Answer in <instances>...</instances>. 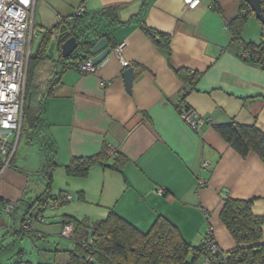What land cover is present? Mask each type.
Returning <instances> with one entry per match:
<instances>
[{
    "label": "crops",
    "instance_id": "1",
    "mask_svg": "<svg viewBox=\"0 0 264 264\" xmlns=\"http://www.w3.org/2000/svg\"><path fill=\"white\" fill-rule=\"evenodd\" d=\"M80 6L91 14L111 8L108 18L94 23L107 33L112 53L96 72L71 67L53 79L52 87L44 86L40 121L26 133L31 161L19 150L20 137L10 166L0 176V245L24 235L17 229L45 190L42 172L53 160L59 165L53 172L59 187L52 186L59 193L53 195L72 197L52 214L43 211L55 217L59 229L54 233L61 235L62 214L94 222L114 210L141 231L164 216L192 245H201L212 228L218 246L233 250L236 242L220 218L223 190H228L227 197L253 200L254 214L264 216V161L253 152L242 156L213 126L235 120L264 132V64L241 56L236 28L230 25L237 15L247 13L241 0H201L195 8L184 0H37L34 24L37 30L55 31L59 18L74 16ZM252 20L261 23L248 14L238 27L241 40L260 43L257 37L244 39ZM142 24L170 36V58ZM121 44L123 59L130 63L126 67L114 52ZM129 67L134 68L131 92L123 76ZM179 69L200 75L194 86L177 73ZM183 106L213 124L193 130L180 114ZM110 146L124 159L120 170L96 165L86 177L66 174L64 166L72 158L94 156ZM203 162L208 165L203 167ZM107 163H115V156ZM159 189L164 193H157ZM4 201L18 204L12 215L3 211ZM51 232L48 221L33 224L27 233L45 238ZM21 251L23 260L50 264L43 256L36 262ZM18 258L15 253L0 264H15Z\"/></svg>",
    "mask_w": 264,
    "mask_h": 264
},
{
    "label": "trees",
    "instance_id": "2",
    "mask_svg": "<svg viewBox=\"0 0 264 264\" xmlns=\"http://www.w3.org/2000/svg\"><path fill=\"white\" fill-rule=\"evenodd\" d=\"M262 5L264 7V0ZM241 8L247 13L237 15L230 25L236 28L234 31L240 44H244L249 51L250 55L246 60L260 62L263 65L264 41L245 43L241 40V31L238 27L245 24L248 14H254L245 0H241ZM110 9L104 8L95 14L83 12L72 16L74 28H70L69 24L70 31L66 38L75 36L79 47L68 58L60 55L59 60H51L52 58L48 57V47L53 31L44 32V38L39 48L31 55L29 62L21 135L33 130L40 121L44 86L54 85L53 79L65 71L66 67L71 68L78 61L90 58L93 45L107 36V33L102 32L94 22L97 19L108 18ZM62 25L54 29H59ZM142 29L170 58V36L146 24H142ZM42 71H47V76L41 77ZM177 73L191 86H194L200 77L198 73L187 69H179ZM188 91L185 89L184 95ZM213 126L242 156L245 157L253 152L264 161V132L258 127L240 124L235 120ZM109 157L108 148H105L94 156L72 158L64 166V170L71 177H86L90 169L96 165L120 170L124 162L120 153H116L113 164L107 163ZM58 167L55 161L48 160V166L42 172L47 181L46 188L23 214L17 229L20 234L30 231L31 228L26 230L23 227L30 215L34 213L43 215V211L51 202L67 196H56L52 193L53 172ZM6 202L8 201H4L3 204ZM253 202V200L232 197L224 199L220 218L236 242V247L227 252V264H248L253 261L264 264V216L254 214ZM17 207L16 203L15 209L9 215H12ZM63 218V226L65 224L74 226L72 239L75 246L70 251V264H199L204 253L203 244L192 245L187 242L178 227L164 216H159L148 231H141L114 210H110L105 219L94 222L88 218L79 219L70 215H64ZM87 242L86 248L83 244ZM87 254L92 256L91 260L88 259ZM18 257V262L15 264H33L29 260H23V251L18 253Z\"/></svg>",
    "mask_w": 264,
    "mask_h": 264
},
{
    "label": "built area",
    "instance_id": "3",
    "mask_svg": "<svg viewBox=\"0 0 264 264\" xmlns=\"http://www.w3.org/2000/svg\"><path fill=\"white\" fill-rule=\"evenodd\" d=\"M37 0H0V176L12 162L16 150L19 145V139L22 129L25 88L27 80L28 60L30 56L29 47L34 35V11ZM201 0H184V3L195 8L200 4ZM84 12V7L80 6L77 15ZM72 19L60 17L61 28L51 33V40H56L62 29H69V22ZM124 44L114 48V52L122 61L124 67L130 63L123 59ZM241 56L249 57V51L244 44H240ZM82 73L96 72L97 66L93 62V58L78 61L74 66ZM70 67H66L69 69ZM180 114L184 121L193 130H198L204 126H211L213 121L209 117H203L193 108L183 106ZM115 147L108 148V155L116 156ZM208 162H203L205 167ZM200 185L204 182L200 180ZM157 193L163 194V190H157ZM72 197L67 195L60 200L53 201L49 204L50 208H57L71 200ZM16 202L8 201L3 204V211L7 214L13 212ZM48 223L46 217L42 214H32L24 223V229L29 230L34 223ZM74 234V226L65 224L61 230V236L72 239ZM204 253L199 264H227V252L223 251L217 244L213 229L208 228L202 241ZM88 247V242L83 244ZM88 255L91 260L92 256ZM248 264H263L259 261H253Z\"/></svg>",
    "mask_w": 264,
    "mask_h": 264
},
{
    "label": "rangeland",
    "instance_id": "4",
    "mask_svg": "<svg viewBox=\"0 0 264 264\" xmlns=\"http://www.w3.org/2000/svg\"><path fill=\"white\" fill-rule=\"evenodd\" d=\"M255 22L257 21L252 20L251 23L247 24L246 29L244 31L245 33L243 35L244 39L250 40V39H254V37H257L258 42L264 41V25ZM33 28L34 31H36L37 33L34 35L33 40L29 47L30 56L28 60V69H29V62L31 55L34 53V48L35 45L37 44L40 34L45 32V31L37 30L35 24H33ZM51 60H59V55L56 49L54 50V57ZM28 69H27V74H28ZM47 71H42L40 73L41 77L47 76L46 73ZM20 137L21 139H20L19 150L23 149L22 152L23 157H26L25 159L27 162L31 161V158L33 156L32 153L33 151L31 150V147H27V145H29L28 144L29 141L26 138V133H23L22 136ZM60 182L62 183V180ZM58 185H59V181L57 180L55 184L52 183L53 187H57ZM52 193L58 194L59 190H52ZM66 205L67 204H63L57 209L55 208L51 209L48 206L45 209V212H47L46 214L49 215L54 213L60 208H64ZM63 216L64 214H62L60 217L62 218ZM45 217L52 225V232H51L52 234H49L47 237L43 238L36 236L35 233L34 235H30V233L25 232L24 235H22L21 237L20 236L16 238L9 237V239H6V241H3L0 245V250L3 247H5L8 250L5 252H3L4 250H2L4 254L3 253L1 254L0 252L1 255L0 259L4 261L5 259L9 258L11 255L15 253H19L21 250H25L27 252V256H29L31 259H34L36 262H39V257L43 256L44 260L46 259L50 260V264H70V251H72L75 246L73 239H68L66 237H63L60 234H58V232L54 233V231H58L59 229L58 223L55 221L56 220L55 217H51V216L48 217L45 216ZM45 225L48 226V224ZM10 240H12L11 243ZM11 251L13 254L11 253ZM37 254H39V256ZM9 261L10 260H8L7 262Z\"/></svg>",
    "mask_w": 264,
    "mask_h": 264
},
{
    "label": "water",
    "instance_id": "5",
    "mask_svg": "<svg viewBox=\"0 0 264 264\" xmlns=\"http://www.w3.org/2000/svg\"><path fill=\"white\" fill-rule=\"evenodd\" d=\"M245 1L248 3L251 10L254 12L256 18H258L260 22L264 25V9L262 5V0H245ZM69 24H70V28H74L73 19L70 20ZM69 31L70 30H65L64 32L62 29L63 33L60 34L56 40H50L48 47L49 58L54 57L55 49L60 51V55L63 58H68L79 47V42L75 36L66 38V36L69 34ZM43 38H44V33H41L37 41V44L35 45L34 52L39 48ZM112 50L113 48L112 46H110L109 41L106 37H102L100 40H98L91 49V56L93 58L94 64L98 66L102 62H104L112 53ZM123 76L125 78L126 88L128 92H131L132 82L134 79V68L133 67L127 68L123 72ZM227 194H228V190L224 189L222 193V197L226 199Z\"/></svg>",
    "mask_w": 264,
    "mask_h": 264
}]
</instances>
